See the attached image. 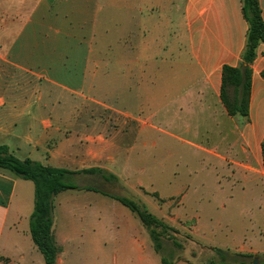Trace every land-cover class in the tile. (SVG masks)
I'll return each instance as SVG.
<instances>
[{"label": "crops", "instance_id": "1", "mask_svg": "<svg viewBox=\"0 0 264 264\" xmlns=\"http://www.w3.org/2000/svg\"><path fill=\"white\" fill-rule=\"evenodd\" d=\"M258 2L264 22V0ZM241 6V0H0V146L19 160L98 168L130 191L150 192L136 180L134 164L150 160L145 148L168 137L213 177V185L164 197L178 198L176 209L190 204L192 238L212 254L264 264L263 43L250 65L248 115L229 116L220 100L222 67H238L246 43ZM80 175L88 174L73 178ZM33 201L32 182L0 169V264H45L29 234ZM126 209L94 191L57 194L55 263L163 264ZM173 215L170 224L183 220Z\"/></svg>", "mask_w": 264, "mask_h": 264}, {"label": "trees", "instance_id": "2", "mask_svg": "<svg viewBox=\"0 0 264 264\" xmlns=\"http://www.w3.org/2000/svg\"><path fill=\"white\" fill-rule=\"evenodd\" d=\"M242 16L248 24L246 43L240 56L238 67L224 65L222 67V83L220 100L229 116L246 117L249 111L251 69L250 65L256 56L258 44H264V22L258 0H241ZM264 78V68L261 71ZM262 161L264 168V138L261 143ZM0 169L12 173L14 176L30 181L33 184V210L29 216V234L45 264L56 261L60 248L56 245L52 233L53 200L54 197L66 190H86L98 192L119 202L133 213L148 231L154 251L161 255L162 240L169 239L175 247L180 245L170 235L174 228L149 212L141 204L127 197L110 195L91 186H78L72 182L76 174H101L104 179H112V175H105L101 169L90 168L80 171H71L65 168L43 166L30 159L19 160L11 155L6 146H0ZM159 202L157 194H152ZM219 264H247L250 257L237 253L215 250ZM163 264H171L161 256ZM209 264H214L210 262Z\"/></svg>", "mask_w": 264, "mask_h": 264}, {"label": "rangeland", "instance_id": "3", "mask_svg": "<svg viewBox=\"0 0 264 264\" xmlns=\"http://www.w3.org/2000/svg\"><path fill=\"white\" fill-rule=\"evenodd\" d=\"M168 130L180 134L174 128ZM145 152L149 153L150 160L135 163L134 173L136 180H140L145 185L144 188L150 192H146L143 188L130 191L117 178L114 180L104 179L101 174L76 176L72 178V182L78 186H94L108 194L130 198L144 206L158 218L160 214L158 209L162 210L164 216L168 217L166 220L168 222L165 223L177 231V233L169 232L170 235L181 247H175L171 240L163 239L162 244L165 245V248L162 249L159 257H164L166 261L170 262V260L175 259L186 261L189 264H208L210 262L219 264L215 252L212 254L201 247L198 244L199 241L193 239L187 231L192 223L191 220H186V217L192 212L190 204H183L179 209H176L178 198L170 200L164 198L185 187L198 184L213 185V177L208 176L206 171L205 173L201 172L198 163L192 162L187 147H181L168 137H164L160 145L146 147ZM105 175L108 176V174ZM153 191L157 193L159 199L163 200L162 198H164L163 202H159L157 198L152 196ZM163 203H166L164 207ZM126 211L128 210L126 209ZM173 211L183 217V220L178 219L174 225L170 224L169 220L170 217H174ZM246 262L247 264H253L255 259L250 258Z\"/></svg>", "mask_w": 264, "mask_h": 264}, {"label": "water", "instance_id": "4", "mask_svg": "<svg viewBox=\"0 0 264 264\" xmlns=\"http://www.w3.org/2000/svg\"><path fill=\"white\" fill-rule=\"evenodd\" d=\"M50 264H56V263H55V262H53V263H50ZM253 264H256V263L254 262Z\"/></svg>", "mask_w": 264, "mask_h": 264}]
</instances>
